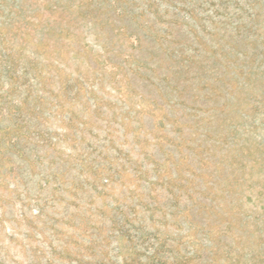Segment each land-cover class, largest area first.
Masks as SVG:
<instances>
[{"label": "rangeland", "instance_id": "1", "mask_svg": "<svg viewBox=\"0 0 264 264\" xmlns=\"http://www.w3.org/2000/svg\"><path fill=\"white\" fill-rule=\"evenodd\" d=\"M16 2L0 264H264V0Z\"/></svg>", "mask_w": 264, "mask_h": 264}, {"label": "trees", "instance_id": "2", "mask_svg": "<svg viewBox=\"0 0 264 264\" xmlns=\"http://www.w3.org/2000/svg\"><path fill=\"white\" fill-rule=\"evenodd\" d=\"M67 0H44V4L47 5V8L49 10V13L55 12L54 10H60L62 5L65 4ZM15 5L16 6H10L8 5L7 7H12L10 8V14L5 16L6 21L8 20L10 23L13 24L15 20L25 22V25H29L30 23H35L36 20L34 19L33 16H30L31 13L29 7H24L21 6L16 2L15 0ZM50 15V14H49Z\"/></svg>", "mask_w": 264, "mask_h": 264}]
</instances>
